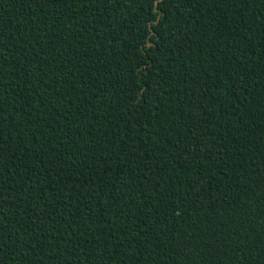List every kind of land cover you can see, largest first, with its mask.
I'll use <instances>...</instances> for the list:
<instances>
[{"label":"trees","instance_id":"obj_1","mask_svg":"<svg viewBox=\"0 0 264 264\" xmlns=\"http://www.w3.org/2000/svg\"><path fill=\"white\" fill-rule=\"evenodd\" d=\"M0 264H264V0H0Z\"/></svg>","mask_w":264,"mask_h":264}]
</instances>
